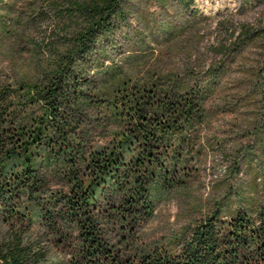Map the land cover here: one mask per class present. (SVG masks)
<instances>
[{
  "label": "trees",
  "instance_id": "trees-1",
  "mask_svg": "<svg viewBox=\"0 0 264 264\" xmlns=\"http://www.w3.org/2000/svg\"><path fill=\"white\" fill-rule=\"evenodd\" d=\"M131 1L71 0L80 27L37 76L0 72V264H57L55 250L60 264H264V176L254 194L225 185L176 251L145 242L157 201L187 191L214 150L203 132L220 68L132 77L104 66L101 45ZM176 1L192 11L194 0ZM250 156L231 157L226 179Z\"/></svg>",
  "mask_w": 264,
  "mask_h": 264
},
{
  "label": "rangeland",
  "instance_id": "rangeland-1",
  "mask_svg": "<svg viewBox=\"0 0 264 264\" xmlns=\"http://www.w3.org/2000/svg\"><path fill=\"white\" fill-rule=\"evenodd\" d=\"M70 1L0 0V72L37 76L39 62L80 27L69 13ZM125 9L126 21L101 45L104 66H122L123 75L132 77L147 71L205 76L210 68H220L218 88L207 100L211 125L203 132L205 138L215 137L214 150L203 151L187 191L172 190L157 201L154 217L143 229L146 243L176 251L225 185L245 194L262 186L264 96L255 84H264V0H194L192 11L176 0H132ZM243 26L257 35L247 36ZM246 150L249 161L236 177L226 179L231 157ZM66 258L64 251L52 254L57 264Z\"/></svg>",
  "mask_w": 264,
  "mask_h": 264
}]
</instances>
